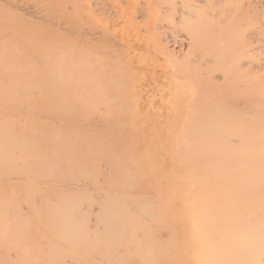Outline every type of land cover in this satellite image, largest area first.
Masks as SVG:
<instances>
[{
	"label": "rangeland",
	"instance_id": "374dc122",
	"mask_svg": "<svg viewBox=\"0 0 264 264\" xmlns=\"http://www.w3.org/2000/svg\"><path fill=\"white\" fill-rule=\"evenodd\" d=\"M125 2L0 0V75H6L10 94L15 89V83H20L21 100L18 101L22 103L19 102V105L24 106L25 114L28 115V107L32 104L37 108L34 105L30 107L34 108V115L41 113L37 116L38 127L41 126L38 134L40 142L54 137L57 132L54 133L52 128V125L56 127L54 122L68 118L69 123L66 120L65 125L77 127L76 130L72 125L71 131L74 128L76 132L87 123L84 128L90 132L87 135L82 129L87 135L85 138L82 131L75 133L76 136H82L78 137L80 139L72 138L75 141L78 139L77 143L71 139V145L76 147H72L74 151L84 142L87 147L83 144L78 149L80 152L85 148L87 150L89 144L96 141V149L101 144L102 151L100 149L99 153L95 149L93 156L95 152L98 156L125 152L120 153V161H114L122 167L117 169L114 166L113 170H123L124 177L116 182L118 192L115 203L127 212L119 216L118 229L113 236L107 238L104 235L105 215L100 207L105 178L110 179L115 175L114 172L113 175L109 174L108 169L102 171L110 168L107 166V157L105 161L101 156L96 163L98 156L93 158L91 155L92 160L89 155H83L81 160L88 159L87 162L91 164L85 167L87 173L69 170L59 172L53 167L52 158H49L43 177L47 175L44 178L50 181L55 208L67 211L72 218L80 221L73 232L80 234L79 240L85 242L90 251L110 252L114 249L118 258L115 264H250L248 255L254 244L260 205L257 203L259 188L253 181L251 171L255 166L252 162L253 153L249 138L244 137L245 122L252 109L247 103L245 89L246 42L252 36L245 24L244 12L232 9L225 3L220 5L218 0H133L130 13L122 15L120 8ZM87 26L91 27V32ZM87 33H91L95 39ZM65 38L70 39L68 44ZM80 41L84 46L85 41L89 43H86L87 46L91 43L90 48H80ZM93 42L98 48L93 46ZM99 45L108 46L107 51L111 46L116 48L111 49L115 52L111 51L110 56L114 54L118 58L114 59L106 52L110 63L106 62V55L102 57L98 53ZM58 47L59 51H56ZM74 47L76 49H71ZM91 48H95L98 54L93 49V52L90 51ZM66 51L70 53V58ZM75 56L79 58L76 60ZM64 59L69 60L61 64ZM31 61H34V66H31ZM52 61L57 62L54 69L62 70L59 67L68 65L73 72L66 67V75L65 71H61L64 76H60L61 73L53 69ZM86 62H90L89 68ZM102 62L104 68L100 67ZM116 64H121L120 68ZM112 65L115 66L114 73L111 71ZM81 66L84 71H79L82 70ZM119 69H124L123 74ZM74 72L77 75L75 78L80 75L79 79L73 78ZM101 73H105L104 78ZM120 75L124 76V82ZM54 76H58L57 82ZM94 77L96 80L103 79V83L99 80L101 85L98 86ZM58 79L65 80L62 83L66 85L61 82L63 87L59 85ZM71 80H75L74 84ZM81 83L84 84L83 88L87 84L88 88L92 85L89 89L94 94L90 100L94 108L90 105L86 113L87 110H91L88 115L96 111V117L99 113L96 126L103 127L100 128L103 132L108 129L107 132L112 135L110 139L105 137L106 133L103 137L101 130H96L95 122V129L92 127L96 131L86 127L95 121L94 115L89 116L93 121H87L89 117L86 115L83 118L86 123L82 121L84 116L81 117V114L86 113L77 107L79 96L77 92L75 94ZM109 83L112 86L108 87L114 90H110L111 95H114L113 99L110 97L111 100L110 91L109 94L104 93L108 92ZM69 84L72 88L68 87ZM74 85L76 89L70 93L75 94L73 98L77 99H69L70 102L73 100V104L67 102V94L64 95L65 100H61L63 92L58 91H64L65 87L66 92L73 89ZM102 85H106L104 91ZM56 86L62 89L58 87L57 90ZM38 87L40 94L35 92ZM53 91L55 94L61 93L60 105L65 102L69 109L68 104H71L70 110L80 112L75 116L78 115L81 120L76 117L79 121L76 119L77 122L74 120L72 123L74 117L69 115V110L64 113L65 104L62 110L59 105L57 107L59 98H54ZM96 91L98 94L101 91V95ZM30 92L35 94L29 96ZM11 96L10 102L15 103V96L14 99ZM32 96L37 100L30 99ZM101 96L105 100L101 101ZM97 100L104 104L103 107L107 103L108 110L107 107L102 108ZM53 115L59 119L54 121ZM49 119L53 120V123L48 121L49 126H52L49 131L52 132L46 133L49 128H45L49 126L46 124L45 127L44 122L47 123ZM66 129L62 132L70 131V127ZM70 132L63 135L59 133L55 137L73 136V132ZM107 143H112V150L103 149ZM69 146L65 152L71 150ZM85 150L81 153L89 152ZM109 156L112 163L116 156ZM121 159L127 160L124 161L126 166L120 163ZM103 161L106 164H101ZM96 165H101L103 169ZM64 203L68 206H64ZM83 205L85 208L80 211ZM82 234L87 237L82 239ZM109 240L113 244L108 248Z\"/></svg>",
	"mask_w": 264,
	"mask_h": 264
},
{
	"label": "bare ground",
	"instance_id": "6f19581e",
	"mask_svg": "<svg viewBox=\"0 0 264 264\" xmlns=\"http://www.w3.org/2000/svg\"><path fill=\"white\" fill-rule=\"evenodd\" d=\"M218 2L220 5H221V3H225L226 6L232 8V9L238 10L240 12H244L243 16H244V19L246 20L245 24L250 29V31H251L250 34L252 36L251 38H253L252 40H250L251 38H249L248 42H246L247 46H246V53L245 54L247 56V61H246L247 64L245 63L246 64L245 75L247 76V78L245 81V83H246L245 89L247 91V96H246L247 97V103L249 104V108L252 107V109H251V111H249V114L247 115V120H246L245 126H244V137L249 138V142H250L249 147L253 153L252 154V162L254 163L255 166L253 167V169L251 171H252V175L254 177L253 181L256 184L257 188H259V195L257 196V203L260 205V211L257 214L258 217L256 220L257 222L255 224L254 244H253V246H251V252L248 255V259H249L248 262H250V264H264V0H218ZM132 3H133V0H126V2L121 5L120 12L122 13V15L123 14L128 15L130 13L131 8H132ZM59 25H60V23H59ZM87 27L89 28L90 26H87ZM90 28H89V30L91 32L92 29H90ZM93 32H94V30H93ZM87 34L91 35V33H87ZM93 38H91V39H93ZM65 40L67 43V41L69 42L70 39L68 40V38H65ZM71 41H70V43H71ZM90 41L92 43V40H89V42ZM72 43H73V41H72ZM74 43H75V41H74ZM86 43L89 45V43L86 41L84 42L85 46L83 45V42L81 45V41H80V43H79L81 45L80 48H82V49L86 48V46H87ZM91 43H90V46H91ZM100 43H101V41H100ZM93 44H94V42H93ZM101 45H99L100 49H97L98 53H101V55L100 54L99 55L102 57L106 55L105 58L107 59L108 58L107 54L109 53L108 56H110L111 51H113L111 49H113L114 47H112L110 45L111 47L109 46L110 48H108V49H110V50H108L109 51L108 52L107 51L108 46L103 47ZM79 46H78V48H79ZM90 46H87L86 50L88 48H90ZM93 46L94 47L96 46L98 48L96 43ZM62 47H64V46H62ZM101 47H102V49H101ZM60 48H61V46H60ZM61 49H64V48H61ZM68 49H66V50H68ZM71 49H76V48L74 47ZM92 49L93 48H91L90 51H92ZM94 49H93V51L96 52V49L95 50ZM103 49H105L104 50L105 52L103 51ZM114 49L116 50V48H114ZM101 50L103 51V53ZM56 51H59V47H58V50L56 49ZM62 51H64V50H62ZM72 51H74V50H72ZM66 52H68V51H66ZM106 52H107V54H106ZM114 52L115 51H113L112 53H114ZM75 53L77 54V52H75ZM96 53H94V54H96ZM90 54H92V53H90ZM102 54H104V55H102ZM66 55H67V53H66ZM73 55H75V54H73ZM121 55H123V54H121ZM121 55H120V57H121ZM68 56L70 58V53ZM88 56H89V53H88ZM111 56H113L112 58H114V59L118 58V56L115 57L114 54H112ZM142 56H144V55H142ZM55 57H57V56H55ZM255 57H256V60L254 61ZM76 58L77 57L75 56V59ZM122 58H124V57H122ZM122 58H121V60H122ZM53 59L55 60V58H53ZM65 59L62 60L63 62L60 61V63L61 62H62L61 64L67 63V60H69V59H67L66 61H65ZM57 60L58 59H56L55 61H57ZM72 60L74 61V59H72ZM76 60H75V62H76ZM108 60H109V58L106 60V62L110 63V61H108ZM119 60H120V58H119ZM33 62L34 61L30 62L31 66H34V64H32ZM52 62L54 64L53 65V69H54V67H56L55 64L57 62L56 63L54 61H52ZM91 62H92V60H91ZM99 62H100V60H99ZM76 63H74L73 65L75 66ZM88 63H90V62H86L85 65L88 66L89 65ZM95 63L96 62H94V65H97ZM80 64H83V63H80ZM100 64L101 63H99V65ZM57 65H59V64H57ZM118 65L119 64H116L117 67H118ZM59 66H61V65H59ZM67 66L59 67L62 70H58V68H55L54 70L57 69V71H59L60 73H61V71L62 72L65 71L64 75H66V73H67L66 67ZM87 66H85V70H86ZM112 66H114V65H112ZM120 66H121V64L119 65V68H120ZM81 67H82L81 68L82 70H80L78 68L79 71H84L83 66H81ZM90 67L92 68L91 65H90ZM96 67L99 68V66H96ZM96 67H95V69H96ZM100 67L104 68L103 62H102V66H100ZM106 67H108V66H106ZM67 68H69V67H67ZM88 68H89V66H88ZM78 69H77V71H78ZM113 69L115 70V66L111 69V71H113ZM71 70H73V69L69 68V71H71ZM119 70L121 72L124 69H119ZM57 71H55V72L60 75V73ZM71 72H73V71H71ZM89 72H90V70H89ZM116 72H118L117 68H116ZM88 73H87V75H88ZM113 73H114V71H113ZM75 74L76 73L74 72L73 78L77 79L80 75L77 78H75V76H77ZM101 74L103 75V78H104L105 73L104 74L101 73ZM101 74H99V75H101ZM122 74H123V71H122ZM62 75L63 74L61 73L60 76H62ZM81 75H83V74H81ZM90 76H91V73H90ZM110 76L111 75H109V77ZM118 76L116 75V77H118ZM120 76L122 77L121 80H123V82H124V80H125L123 78L124 76L123 75H120ZM54 77H56V76H54ZM96 77H97V75H96ZM96 77H94V79ZM114 77H112V78L114 79ZM116 77H115V79H116ZM213 77H215V76H213ZM219 77H220V74H219ZM219 77H217V78H219ZM57 78H58V76L56 77V80H55L56 82H57ZM66 78H68V77H66ZM66 78H65V80H66ZM65 80H62V81H65ZM83 80H86V79H83ZM99 80H101L103 83V79H100V78L98 80L95 79V82H97L99 84V82H98ZM114 80H112V81L114 82ZM117 80H119V78ZM121 80H119V81L121 82ZM62 81L61 80L59 81V79H58V84L59 85H61V84L66 85V84H63ZM67 81H68V79H67ZM67 81L65 83H67ZM73 81L75 82V80H73ZM73 81H72V83L74 84ZM104 81H107V80H104ZM108 81H111V80H108ZM59 82H61V84ZM76 82H78V81H76ZM82 83H84V81ZM106 83H108V82H106ZM111 84L113 85L112 82H111ZM19 85H20V83H15V85H14L15 89H13V93L11 92V94H10V92L7 89L6 75H4V74L0 75V264H92L93 262H94V264H115L116 262H118V258L116 256V254L114 253L115 252L114 249L111 250L112 252L111 251L109 252V250L104 252L102 250H95V249L93 251H90L88 249V247H86L85 242L79 240V238L81 237L80 234L73 232V230H74V228L77 229V227H78L77 225L80 223V221L77 218H75V219L72 218L67 211H63V210L58 211L55 208V202L53 200V193L51 192V189L49 186L50 181H49V179L44 178L47 175H44V177H43V174H44L43 172L45 171L44 168H46V165L49 164V162L47 161L49 158H52V160L54 161L53 167L56 168L59 172H65L66 170L67 171L69 170V172L73 171V172L87 173V170H85V167H86V165L90 164L89 162H87L89 160L84 159L82 161L81 159H83V155H85V156L89 155V159H92V156H93L92 154H94V150L96 149L97 146L95 147L96 141L94 139H92L91 136L96 135V134H92V135L90 134L91 135L90 138L95 142L92 143V144H94V146L92 144H89V142H88V144L90 145L89 146L90 149L93 148L92 149L93 152L88 147L89 150L88 149L85 150L86 148L84 150H85V152L89 151L90 153L87 152L86 154L81 153L84 150H82L81 152L79 151L80 147L82 148L81 145H83L86 142L80 144L79 142H82V141H79L78 142L80 144V146H78L79 149L77 147V150L74 151L72 149L73 146L71 145L72 144L71 139L72 138L76 139L80 135L82 136V134H80V132L82 131V129H83V131L86 129L84 127L87 124L85 122V120H83V118L85 119V115L88 117L89 116L92 117V115H94V116L96 115V114H94V113H96L95 110H94L95 112H93V111L90 112L91 115L90 114L88 115L89 111H91V110H87L88 113H86V111H85L86 109H88L90 107V105H91L90 100H91V98L94 97V94L92 93L93 90L89 89V88H92V85L90 84L91 87L88 88L89 84H87V85H85L87 87L83 88L84 84H82V85L77 84L79 86V89L77 86L78 91H75V94L77 92L76 95L79 96L78 97L79 98V100H78L79 104L77 103L78 104L77 107H80L79 108L80 110L82 108L83 111L81 110V112L86 113V114H84V113L81 114V117H82V115L84 116V117H82V121H84L86 124H83L82 126H84V127H82V129L78 130V131H80L79 132L80 135L78 134L79 136H76L77 134H75V133H78V131L75 132V129L77 127L75 128L73 124L72 125L75 128V129L74 128L72 129L73 131H71V126H72L71 124L69 126L70 129H69L67 124L65 125V123H66L65 121L67 120V122H68V118H66V120H65V118H63L64 120H61V118H60V120L57 123H55V122L53 123L52 122L53 120L56 121L59 119L58 118L59 116L57 115L59 113H57L56 114L58 116L57 119L55 117L56 115H53V117L49 116V117H52V119L53 118H55V119L50 121V119H51L50 118L49 120H46L47 123L44 122L45 125L43 124L46 127V124H48L47 126H49L50 125L49 122H52L56 126V127H54V125L51 124L53 127L52 126L46 127L45 130L47 128H49V129H47L48 131H46V133L50 132L49 131V130H51L50 127L53 128L54 133L57 131L54 135L52 133V135L54 137H51V139H47L46 142H44V143L40 142L41 140L38 137V134L41 131V129H40L41 126L38 127L39 117H37V116L41 115V113L39 115L36 114V116H35L34 115L35 114L34 108L35 109H37V108H36L35 104H32V106L34 105L35 107L33 106L34 108L30 109V107H32V106H29L28 107L29 112H27L28 115L25 114L26 110H25L24 106L19 105V102H20V104H22V103H21V101H18V100H21L20 99L21 93H19V92H21V89L19 88ZM75 85H74L73 89H70V90L68 89L66 92H65V90L67 88L65 89V87L63 89L64 91H62V90L58 91L61 93L63 92L62 94L60 93L62 96L58 93L55 94L56 92H54L55 89L53 88V90H54L53 93L55 94L54 96H56L54 98H59L58 99L59 101L56 99L58 101L57 107L60 106L61 110L65 104V102H63L65 100V98L66 99L68 98V100L70 98H72V99L76 98V97L73 98V96L75 94H71V93H74L73 91L71 92V90H74V88L76 89ZM100 85H101V83L98 86H100ZM108 85H110V83L107 84V87H108ZM112 85H110V86H112ZM114 85H116V84H114ZM40 86L42 87V85H40ZM61 86H56V88H58V87L60 88ZM102 86H104V89L102 87V90L104 91L106 89L105 88L106 85H102ZM62 87L60 89H62ZM68 87L69 88L71 87L70 84ZM38 88H36L35 92L37 93V91H38V93L40 94L41 90H40V88H39V90H37ZM59 88L57 90H59ZM93 88H95V87H93ZM106 90H108V92L104 91V93L109 94V91L113 90V89H110V87H108V89H106ZM35 92H32V93L30 92L29 96H31L32 94H35ZM100 92L98 94V92L96 91V93L98 95H101ZM111 92L112 91H110V96L108 94H107V96H109V98L112 97V99H113L114 95L113 94L111 95ZM22 93H23V91H22ZM69 93L72 97L69 95ZM13 94L15 96V100H14L15 103L10 102V96ZM57 95H58V97H57ZM64 95H66L67 97H65ZM14 96H11V98L14 99L13 98ZM59 96L63 97V98H61V100H63L62 101L63 105H60L61 100H60ZM105 96H106V94H105ZM16 97L18 99H16ZM33 97L34 96H32V98L30 97V99L34 100L36 95L34 98ZM102 97L103 96H101V98H100L101 101L105 100V99H102ZM95 98L97 99V97H95ZM12 99H11V101H12ZM72 99H71V102H70V100L67 102L73 104ZM35 100H37V99H35ZM110 100H111V98H110ZM101 101H98V102L101 104ZM16 102L18 104H16ZM75 102H77V101H75ZM75 102H74V104H75ZM252 103H256V104L253 105ZM66 104H65L66 108L63 110L64 111L69 110V115H72L74 117V119L72 120V123H73V121L78 118L77 117L78 115L75 116V114L78 112H75L74 110H70V108L72 107L71 104H68V105H70V108L67 109L69 106H67ZM77 104H75V105H77ZM103 105H102V108L107 107V110H108V104L106 103L107 106H104V107H103ZM72 111L75 112L74 115H73ZM64 113H68V112L65 111ZM97 113H98V111H97ZM78 114H80V112ZM98 114H97V117L95 116L96 117L95 121H93L92 118H90V117L87 118V121H88V119L89 120L91 119L93 122H92V124H90L89 126H86V127H88L89 129L92 128L91 130H93V131L97 130L98 132H100V130H101L100 128H103V127L96 126V124L98 123V121H96V120H97V118H99ZM105 115H106V113H105ZM94 116H93V118H94ZM35 117H36V120H35ZM81 117H79L78 119H80ZM44 119H47L46 116H44ZM77 120H76V122H77ZM63 121H64V125H63ZM82 121H81V123H82ZM76 122H75V126H77ZM58 123H60V125H59L60 127H61V125H63V126H65V128L63 126H62L63 128L58 127ZM93 123L97 127L96 130H94L95 126L93 125ZM92 126L94 127V129ZM58 128H60L61 131ZM66 128L69 129L71 132L70 131L67 132ZM98 128H99V130H98ZM55 129H58L59 131L55 130ZM63 129H66L65 130L66 133H69V132L72 133L73 132V136H72V134H71L72 137L70 136V134H67L70 137H65L66 135H64L60 138L55 137V135L59 136V133L61 135L66 134V133L62 132ZM87 130H85V131H86L87 135H89L88 133H90V132H88L89 130L88 131ZM102 130H101V134L103 135V137H104V133H106L105 137L106 136H108V138H109V136L112 137V135H109L110 133L107 132L108 129L105 132H103ZM83 131H82V133H84ZM107 133H108V135H107ZM86 136L84 133L83 138H85ZM78 139H80V138H78ZM102 139L103 138H101V141L104 142V140H102ZM77 140L76 141L73 140V141L75 143H77ZM69 145H71V146H69ZM84 145L87 147V144H84ZM106 145H107L106 148L103 145V147H104L103 149L105 151L112 150V148H113L112 143L109 144L112 147L109 146L108 143ZM68 146L71 150L69 152L68 151L65 152V150H68V148H67ZM98 147H99L98 148L99 151L97 149L95 151H98L100 153V149L102 148V145L100 144V145H98ZM132 150L133 149H131L130 151H132ZM76 151L79 152L80 156L82 157L81 158L78 155L79 153L76 154V156L78 155L77 158L80 157L79 160H81V162L77 158L74 159V157H76L75 156ZM101 151H102V149H101ZM123 152L124 151H122V153ZM120 153L119 154H117L116 152L115 153H113V152L108 153V154H110V156L107 153H105L103 155L100 154L102 157H104V159L107 157L106 158L108 160L107 164L109 163L107 166H110V168H111L110 169L108 167V168H106V170H102V171H107V169H108V172H110L109 174L113 175V172L115 174L114 177H112L110 179L105 178V180L107 179L106 180L107 182L104 180L106 182V183L104 182L105 186H103V188H105L104 189L105 191L103 192L102 201H101V205H100L101 211L105 215V220L103 223V229H104V235H106L105 237H107V238H110L111 236H113L115 231H117V229H118V227H117L118 223L117 222L119 221V216H121V214L127 212L124 209H120L118 207V205H116L117 203H115V200L117 199V198H115V196L117 197L116 193L118 192L117 191L118 190V187H117L118 183H116V182L121 177H124L123 170H117L118 167L120 168L122 166H120L116 162H114L117 159H118L117 161H120L119 160ZM73 154H74V156H73ZM95 154L96 155H94L93 158H96L99 155L97 152H95ZM111 155L116 156V159L112 160L114 163L113 162L111 163V160L108 159V156H109V158L113 157ZM101 156H98V158H96L97 162L95 160L94 161L96 163H98L99 160L101 159L100 158ZM106 159H105V161H106ZM122 159H121L120 163H123L122 165L126 166L125 162L127 160L126 159L122 160ZM74 160L77 161V162H75V165H74ZM78 161L80 163H78ZM95 162H93V163H95ZM102 163L104 164L105 162L103 161V162H101V164ZM90 166H91V164H90ZM99 166H100V169H103L101 167V165H98L97 167H99ZM107 166L104 165V167H107ZM114 166H115V168H117L115 171L113 170V169H115ZM88 167H89V165H88ZM111 170H113V171L111 172ZM64 206H68V204L64 203ZM81 207L82 208L80 211H83L85 208V205H83ZM77 214H78V211H77ZM85 236L87 237V235L82 234V239H84ZM111 242H112L111 240H109V242H107L108 248L111 246L110 244H113V242L112 243ZM252 247H253L254 251L252 250Z\"/></svg>",
	"mask_w": 264,
	"mask_h": 264
}]
</instances>
